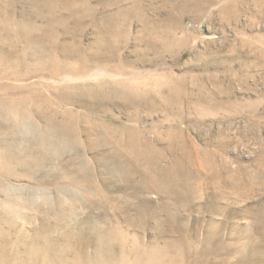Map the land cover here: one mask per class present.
Instances as JSON below:
<instances>
[{
	"label": "rangeland",
	"instance_id": "1",
	"mask_svg": "<svg viewBox=\"0 0 264 264\" xmlns=\"http://www.w3.org/2000/svg\"><path fill=\"white\" fill-rule=\"evenodd\" d=\"M56 112L150 144L36 169ZM6 186L0 264H264V0H0Z\"/></svg>",
	"mask_w": 264,
	"mask_h": 264
},
{
	"label": "bare ground",
	"instance_id": "2",
	"mask_svg": "<svg viewBox=\"0 0 264 264\" xmlns=\"http://www.w3.org/2000/svg\"><path fill=\"white\" fill-rule=\"evenodd\" d=\"M67 99L68 101H71L69 95L67 96ZM60 115L63 116V114ZM58 116H59V112H56L54 117L49 120V128L45 129L44 136H39L38 139L32 142L28 141L27 148L32 153V155L31 157L29 158L25 157L24 159H27L28 162L33 161L35 168L44 167L47 165L68 167L67 163H69L72 166V169L69 167L68 168L72 172H74L79 178L77 179V181L81 179L92 182L94 179V175L91 171L90 162L93 165L101 166L102 167L101 169H105L107 173L109 174L111 173L112 175H115L117 170L115 168L110 169L108 163L112 162L117 149L120 151L121 155L123 156L125 155V151L132 155L133 149L136 145L148 146L150 144V142L146 141L145 139L144 140L141 139L140 136L135 137L126 134L125 135L126 137L124 138L123 137L116 138L118 131L116 137L114 138L113 134L111 135L112 132L111 125L106 123L97 124L95 122L88 121L87 118H84V121L87 124V126L84 125V130L86 133V137L88 138V144L84 145V142L82 141V136H83L82 132L79 131L78 128L77 130H74L73 128V124H75V122L66 116L65 117L60 116V118ZM113 127L115 128L116 126ZM168 147H170V145H168ZM85 148L88 151L89 150L97 151L100 153V155L99 156L94 155L93 157H91L92 159H90L85 154L86 152ZM20 152L21 155H23L22 149H20ZM56 152L59 154L62 152H70L73 156L72 159L69 160L68 162H62L60 158L54 160L53 154L54 153L57 154ZM158 161H160V159H158ZM54 163H56V165ZM132 169H134V165L131 162H126L125 164L121 165V170L123 174L121 176L124 181L128 182L131 179V174L129 172ZM70 177H72V175ZM144 177L146 179L147 178L152 179V176H149L148 174H144ZM3 195H4V199L2 200V203H6L10 201L12 204L16 206V208L11 211L9 210H6L5 212L0 211V217L4 216L8 220H11L13 218L12 216L15 213L19 212L20 208L24 205V203L19 202L18 199H15L13 196H11L12 194L9 190V187L7 186L5 187V190H3ZM181 198L182 197H180L179 194L178 199ZM183 199L184 201L186 200L184 197ZM43 223L45 222L43 221Z\"/></svg>",
	"mask_w": 264,
	"mask_h": 264
}]
</instances>
